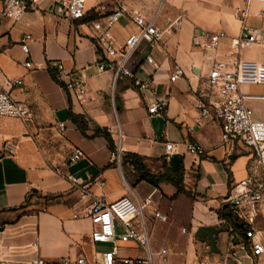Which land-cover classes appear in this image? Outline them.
<instances>
[{"label": "crops", "instance_id": "obj_1", "mask_svg": "<svg viewBox=\"0 0 264 264\" xmlns=\"http://www.w3.org/2000/svg\"><path fill=\"white\" fill-rule=\"evenodd\" d=\"M95 2L87 0V9ZM126 4L128 10L146 16L157 11L156 26L164 30L158 44L141 41L126 62L135 78L151 80L146 89L122 76L113 81L109 68L99 70L103 59L91 43L92 27L87 19L62 20L46 11L45 3L16 22L0 15V87L29 109L24 121L0 117V261L6 264H28L35 256L47 261L66 256L73 259L80 252L92 259L100 251L96 250L99 243L90 240L93 225L87 213L92 199L100 194L106 203L124 195L141 199L152 194L153 208L168 217L166 223L148 222L152 250L169 249L168 255H155L156 264H163L162 260L165 264H186L195 259L225 263L224 252L218 258L204 243L195 241L194 233L200 226L222 227L228 233L235 230L226 197L231 184L249 174L254 158L247 148L230 147L222 140L211 108L207 118L194 124L195 104L199 99H216L206 86L208 70L215 61L242 59L264 64V45L232 46L241 33L240 9H246L244 22L251 30L264 35L263 6L257 0L247 4L244 0H128ZM176 21L180 26L175 31L169 24ZM194 29L222 30L226 36L215 50H202L192 46ZM111 30L115 47L121 48L135 27L122 17ZM24 35L32 37L28 55L19 44ZM148 56L156 67L146 61ZM25 61L33 68L25 67ZM59 63L61 71L57 70ZM175 64L184 76L170 81ZM49 68L56 71L65 87L51 78ZM74 77L84 82L85 102L66 88ZM10 80L19 81L8 87ZM240 91L252 96L246 103L253 118L264 122V85H243ZM160 97L166 98L165 113L149 114L147 106ZM69 107L88 121V133L94 127L105 128L115 140L119 130L122 152L159 159L166 156L164 144L172 143L175 155L182 159L184 189L192 197L180 194L174 198L175 188L165 183L141 197L135 189L141 182L136 174L125 168L129 173L126 178L122 167L110 165L111 152L105 139L83 137L68 117ZM60 123L63 131L58 128ZM187 141L199 144L203 154L188 153L184 147ZM5 143L14 146L13 152H2ZM74 148H80L84 156L68 163ZM65 174L79 181L99 178L104 187L100 191L93 185L90 196L80 200L78 189ZM222 214L228 215V222ZM258 226L264 227V217L258 219ZM226 237L227 233L221 234L217 245L225 243ZM121 250L125 255L137 253L131 241L121 244ZM244 257L249 264H264V259ZM233 264H240L239 260Z\"/></svg>", "mask_w": 264, "mask_h": 264}, {"label": "built area", "instance_id": "obj_2", "mask_svg": "<svg viewBox=\"0 0 264 264\" xmlns=\"http://www.w3.org/2000/svg\"><path fill=\"white\" fill-rule=\"evenodd\" d=\"M95 4L87 9V0H0V15L13 22L19 21L25 13L36 10L45 3L44 9L52 11L57 17L69 22H79L87 19L92 27L91 43L102 56L103 62L99 64L100 71L107 68L113 71V81L118 77L132 80L134 86L146 89L151 80H140L134 77L132 71L126 67V62L137 49L141 41L156 45L161 40L164 30L158 28L155 23L157 11L151 16H146L137 10H128V0H95ZM247 4L249 0H244ZM259 1L264 9V0ZM246 9H240L237 18L241 21V33L232 46L236 49L241 43H255L264 45V35L257 34L244 22ZM127 17L134 25L135 31L129 34L124 45L116 48L112 27L122 18ZM172 26L176 31L180 22L176 21ZM226 36L222 30L206 31L194 29L191 43L193 47L202 50H215L222 38ZM30 35L20 38L19 44L25 55L29 53L28 41ZM146 61L156 67L151 57ZM23 65L33 68L30 61ZM107 66V67H105ZM62 64H57V70H62ZM184 76L183 69L173 65L170 81ZM19 80H10L6 84L13 87ZM243 85H264V64L255 61L236 59L231 63L215 61L208 70L206 77L207 89L216 94L214 101L199 99L195 104L197 116L194 124H200L210 115L219 121L221 138L230 147L240 145L247 148L254 158V166L249 174L242 180L232 183L228 191L226 201L232 225L235 230L227 233L225 239L224 264L227 260L237 262V251L253 260L264 259V227L258 226V219L264 217V122L253 118L252 110L246 103L251 95L240 91ZM68 90L74 91L79 101L88 100L84 82L79 77H74L66 83ZM203 97L205 95H202ZM166 98L160 97L147 106V112L159 116L166 111ZM29 109L23 103L14 100L10 94L0 87V117L26 120ZM64 125L60 123L58 128L63 131ZM166 159L175 155L172 143H165ZM184 147L190 154L201 155L203 148L194 142H185ZM14 146L5 143L3 153L13 152ZM84 156L80 148H74L68 156V163L75 162ZM121 133L118 130L114 140V150L111 152V163L121 167ZM67 181L78 189L79 199L90 196L91 187L98 190L104 187L103 180L95 178L93 181H79L70 174H65ZM152 194L144 198L124 195L112 202L106 203L104 195L94 197L88 206V218L93 225L90 232V240L93 244H107L108 248L96 252L92 259L87 258L82 252L73 259L66 256L53 261H47L38 256L33 257L28 264H156L155 255L165 256L169 249L162 248L154 252L151 247L148 222L157 220L168 222L167 215L161 213L152 206ZM238 225H241L239 228ZM185 233L186 228H181ZM240 232L242 234H240ZM223 233V234H224ZM133 242L137 248L135 255L122 253L121 244ZM0 264H6L0 261ZM186 264H211L208 261L195 259Z\"/></svg>", "mask_w": 264, "mask_h": 264}, {"label": "trees", "instance_id": "obj_3", "mask_svg": "<svg viewBox=\"0 0 264 264\" xmlns=\"http://www.w3.org/2000/svg\"><path fill=\"white\" fill-rule=\"evenodd\" d=\"M48 72L51 78L59 84L61 87H65V84L60 81L57 77V73L54 69H48ZM68 117L75 127L79 130L83 137L91 139L94 137H103L107 142V146L110 152L114 150V140L110 132L105 128L94 127L90 133L88 127V121L82 116L72 112V109L69 107ZM155 162H160L159 167L155 168V171L152 170V165ZM113 163H110V165ZM121 167L130 168L137 177L138 181H145L154 188H158L160 184H170L172 185L176 192L174 198L180 194H184L188 197L189 195L183 186V172L182 166H179L177 172H172L169 168L166 156L159 159L146 158L135 153L122 152L121 157ZM226 210V209H225ZM224 218L229 219L228 215L223 214Z\"/></svg>", "mask_w": 264, "mask_h": 264}, {"label": "water", "instance_id": "obj_4", "mask_svg": "<svg viewBox=\"0 0 264 264\" xmlns=\"http://www.w3.org/2000/svg\"><path fill=\"white\" fill-rule=\"evenodd\" d=\"M181 161L182 159L178 155H172L170 157L168 164L172 172L178 171ZM238 227L240 228L241 225H238ZM224 232L225 230L222 227L200 226L195 230L194 236L198 241L204 243L212 253L218 254L219 249L217 247V241L219 236ZM223 258L224 257H222V259ZM227 263L233 264L231 260H228Z\"/></svg>", "mask_w": 264, "mask_h": 264}, {"label": "rangeland", "instance_id": "obj_5", "mask_svg": "<svg viewBox=\"0 0 264 264\" xmlns=\"http://www.w3.org/2000/svg\"><path fill=\"white\" fill-rule=\"evenodd\" d=\"M159 165H160V164L157 163V162L153 163V165H152V170L155 171V168L159 167ZM122 170H123V173H124L125 177L128 178V176H129V175H128V174H129V173H128V170L125 169V168H122ZM184 179H185V177L183 176V181H184ZM135 189H136L137 193H138L141 197H143L147 192H149V191L152 189V186H151L150 184H148L147 182H145V181H141V182H139V183L136 185ZM222 215H223V214H222ZM226 221H227V219H226ZM227 222H228V221H227ZM227 222H226V223H227ZM226 228H228V227L226 226ZM195 241H197L196 238H195ZM108 247H109V245H107V244H98L96 250H98V251H102V250H105V249L108 248ZM217 247H218V249H219L218 258H220V257L222 256L223 252H224L225 243H223V242H221V243L218 242ZM164 258H165L164 260H166V257H164ZM235 258L239 260V263H240V264H249V263H250V261H249L247 258L244 257L243 252L237 251V252L235 253ZM162 262H163V264L166 263V261H163V260H162Z\"/></svg>", "mask_w": 264, "mask_h": 264}]
</instances>
